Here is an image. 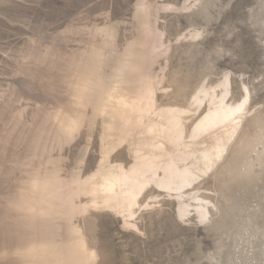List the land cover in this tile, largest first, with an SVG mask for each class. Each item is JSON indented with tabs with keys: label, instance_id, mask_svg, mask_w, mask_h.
<instances>
[{
	"label": "rangeland",
	"instance_id": "rangeland-1",
	"mask_svg": "<svg viewBox=\"0 0 264 264\" xmlns=\"http://www.w3.org/2000/svg\"><path fill=\"white\" fill-rule=\"evenodd\" d=\"M0 264H264V0H0Z\"/></svg>",
	"mask_w": 264,
	"mask_h": 264
}]
</instances>
